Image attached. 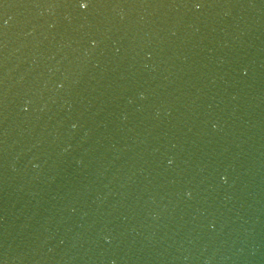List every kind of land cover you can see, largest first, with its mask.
I'll use <instances>...</instances> for the list:
<instances>
[{"label":"water","instance_id":"1","mask_svg":"<svg viewBox=\"0 0 264 264\" xmlns=\"http://www.w3.org/2000/svg\"><path fill=\"white\" fill-rule=\"evenodd\" d=\"M0 264H264V0H0Z\"/></svg>","mask_w":264,"mask_h":264}]
</instances>
